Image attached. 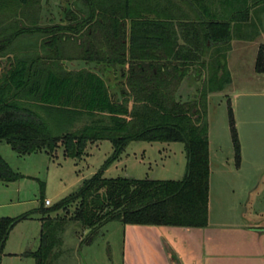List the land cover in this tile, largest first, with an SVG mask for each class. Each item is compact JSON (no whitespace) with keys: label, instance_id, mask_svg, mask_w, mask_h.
Wrapping results in <instances>:
<instances>
[{"label":"trees","instance_id":"16d2710c","mask_svg":"<svg viewBox=\"0 0 264 264\" xmlns=\"http://www.w3.org/2000/svg\"><path fill=\"white\" fill-rule=\"evenodd\" d=\"M40 7L41 0H0V15L30 19V25H0V56L19 36H45L41 53L16 55L0 73V140L19 154L44 150L52 155L61 146L64 156L79 158L87 141L100 140H109L113 151L53 206L0 217V253L11 228L34 212L41 214L39 244L21 253L34 264L48 262L69 220L87 228L110 220L206 227L211 161L202 117L207 95L229 84L225 58L234 37L232 23L264 15V0H75L64 8L66 23L44 26L35 23ZM68 42L75 57L65 53ZM73 60L76 68L64 64ZM205 68L204 85L193 97L179 98L185 79L198 83ZM263 70L264 44L255 60V71ZM106 72L118 76L116 90L106 82ZM228 114L238 159L230 106ZM84 117L81 126L69 129ZM134 140L182 142V178L105 177L104 169ZM18 176L0 156V180ZM71 205L69 217L50 216Z\"/></svg>","mask_w":264,"mask_h":264},{"label":"rangeland","instance_id":"374dc122","mask_svg":"<svg viewBox=\"0 0 264 264\" xmlns=\"http://www.w3.org/2000/svg\"><path fill=\"white\" fill-rule=\"evenodd\" d=\"M74 1L41 0L35 23L41 26L66 23L64 8ZM28 20L25 17L0 15L2 26L20 22L30 25ZM232 30V40L237 48L229 55L233 47L230 41V51L226 52L225 58V68L230 72L231 67L233 72L232 83L230 74V85L208 93L202 117L208 124L211 166L207 229L212 237L218 235L214 234L215 230L223 237L233 231L235 236L242 237L240 229L245 225H251L255 233L264 229V72H255L257 53L260 45L264 44V15L259 13V17L251 15L233 22ZM44 37L42 34H25L16 38L12 49L0 56V73L16 55L26 51L41 53ZM27 43H32L33 47H27ZM73 47L71 42L66 44V55L76 56ZM64 64L70 68L79 66L77 60L65 61ZM207 72L206 68L202 70L198 83L185 79L179 89V98L193 97L197 87L200 89L204 85ZM104 78L113 90L117 89L114 84L118 76L106 72ZM229 106L238 140V159L235 157L230 131ZM85 121L84 117L74 122L69 129H75ZM112 151L109 140H100L87 141L84 153L79 158L64 156L61 146L52 155L44 150L19 154L6 141L0 140L1 158L19 175L14 180H0V217H16L41 206H53L76 190L84 178L95 173ZM185 165L182 142L134 140L104 169L103 175L180 179L185 172ZM46 199L49 200L48 205L44 203ZM73 210L74 205H71L67 212L59 210L50 216L58 214L69 217ZM31 217L32 220L18 221L11 228L0 253V264H34V258L21 255L36 250L39 244L41 214L34 212ZM187 228H196L198 231H185ZM199 229L205 228L145 225L119 220L87 228L77 221L69 220L61 232L60 243L53 249L46 264H177L175 257L180 264H209L211 255L207 246H202L206 235ZM245 235L256 239L254 233L247 232ZM259 240L264 262V233Z\"/></svg>","mask_w":264,"mask_h":264},{"label":"crops","instance_id":"0c3cea01","mask_svg":"<svg viewBox=\"0 0 264 264\" xmlns=\"http://www.w3.org/2000/svg\"><path fill=\"white\" fill-rule=\"evenodd\" d=\"M233 40H231V47L230 53L233 52V50H236L237 46L235 47V44L233 43ZM230 74H231V83L233 79V72L231 71V67L229 68ZM256 72V71H255ZM264 70L262 71V73ZM230 85V84H229ZM29 219V218H27ZM29 220H32V217H30ZM208 225L206 227H203L205 229L200 230V232H203V234L206 235V239L204 238L202 246H207V251L210 253L209 257V264H264L261 256V243L259 240L261 234L264 233V229L258 230V233H255L253 231L254 228H252L251 225H245L242 227L243 229H240L243 233L242 237H237L234 234L235 232H231L229 236L223 237L220 235L221 233L218 230H215L214 234H218L216 237H212L209 228L207 229ZM219 229V228H218ZM184 230V229H182ZM194 231L197 230L196 228H187L185 231ZM198 231V230H197ZM247 232L256 234V239L254 237H247L245 234ZM169 247V246H168ZM170 249V248H169ZM171 251V250H170ZM8 254H12L9 253ZM177 264H180L179 260L176 258ZM205 264V263H204Z\"/></svg>","mask_w":264,"mask_h":264},{"label":"built area","instance_id":"2783aa9c","mask_svg":"<svg viewBox=\"0 0 264 264\" xmlns=\"http://www.w3.org/2000/svg\"><path fill=\"white\" fill-rule=\"evenodd\" d=\"M44 203H45L46 205H48V204H49V200L46 199V200L44 201Z\"/></svg>","mask_w":264,"mask_h":264},{"label":"flooded vegetation","instance_id":"af4514ba","mask_svg":"<svg viewBox=\"0 0 264 264\" xmlns=\"http://www.w3.org/2000/svg\"><path fill=\"white\" fill-rule=\"evenodd\" d=\"M67 6H71V5H67V4H66V7H67ZM66 7H65V8H66Z\"/></svg>","mask_w":264,"mask_h":264}]
</instances>
